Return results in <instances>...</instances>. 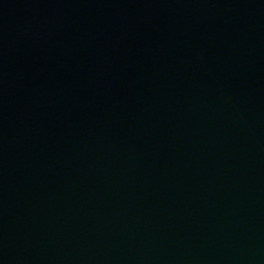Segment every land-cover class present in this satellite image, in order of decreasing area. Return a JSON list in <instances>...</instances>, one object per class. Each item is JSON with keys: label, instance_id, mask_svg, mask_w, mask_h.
<instances>
[{"label": "water", "instance_id": "95a60500", "mask_svg": "<svg viewBox=\"0 0 264 264\" xmlns=\"http://www.w3.org/2000/svg\"><path fill=\"white\" fill-rule=\"evenodd\" d=\"M0 264H264V0H0Z\"/></svg>", "mask_w": 264, "mask_h": 264}]
</instances>
